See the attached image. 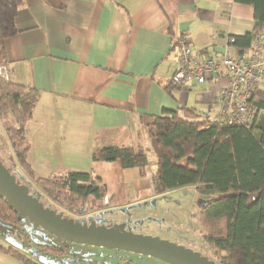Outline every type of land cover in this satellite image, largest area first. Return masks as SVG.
Segmentation results:
<instances>
[{"label": "crops", "instance_id": "1", "mask_svg": "<svg viewBox=\"0 0 264 264\" xmlns=\"http://www.w3.org/2000/svg\"><path fill=\"white\" fill-rule=\"evenodd\" d=\"M253 14L234 0H22L4 49L10 80L38 92L26 126L34 178L92 173L120 204L153 192L148 168L142 177L119 162L93 161L94 148L140 149L165 111L215 121L222 77L165 89L177 41L186 39L195 59L218 58L229 37L253 32ZM0 264L17 260L0 252Z\"/></svg>", "mask_w": 264, "mask_h": 264}, {"label": "trees", "instance_id": "2", "mask_svg": "<svg viewBox=\"0 0 264 264\" xmlns=\"http://www.w3.org/2000/svg\"><path fill=\"white\" fill-rule=\"evenodd\" d=\"M234 1L251 6L254 12L253 32L235 39L240 53L247 52L254 34L264 28V0ZM21 5L22 0H0V133L9 143L11 159L19 170L17 177L61 204L84 207L89 195L101 201L105 187L92 173L35 179L27 163L26 126L38 92L10 80L4 49L5 40L17 34L15 19ZM170 86L178 88L171 82L165 89ZM253 103L264 112V93H254ZM256 118L246 129L218 125L216 119L211 122L191 109L165 111L146 127L153 163L146 151L112 145L95 147L92 159L119 162L122 169H138L142 177L152 165V183L161 193L194 187L199 195L210 198L200 206L195 220L208 246L216 252L218 264H264V119L257 125ZM111 203L115 201L111 199ZM0 223L11 234L26 233L18 215L1 197ZM0 252L22 264H35L22 249L1 240Z\"/></svg>", "mask_w": 264, "mask_h": 264}, {"label": "rangeland", "instance_id": "3", "mask_svg": "<svg viewBox=\"0 0 264 264\" xmlns=\"http://www.w3.org/2000/svg\"><path fill=\"white\" fill-rule=\"evenodd\" d=\"M256 119L258 120L256 124L260 125L259 121L264 119V112H259ZM144 137L145 139H143V143L142 141L139 143L141 146L138 150L146 151L145 153L147 154L148 160L150 163H153L154 154L147 132L144 133ZM0 159L5 167L17 177V172H19V170L11 159L9 143L6 141L2 133H0ZM148 169L152 172L154 166L151 165ZM150 176H152L151 173ZM20 184L28 183L22 180ZM31 191L35 192L32 187ZM147 193L152 194L153 192L149 191ZM209 199L210 198L208 197L199 195L194 187H184L154 197L152 196L147 202L136 206V210H128L125 213H118L115 217L119 219L120 223H118V225L122 229H127L128 226H124L121 221L125 219L124 222H129V227L132 228L130 229V232L133 234L159 238L160 240H165L172 244H183L185 242V244H187L191 241L193 242V244H189L191 248L200 252L199 254L202 253V257L206 255L212 256L216 262V252L205 243V235L198 222L193 219V216L198 214L200 206L209 201ZM41 201L46 203L45 199H41ZM151 201H153V203ZM35 232L36 234H34L33 237L30 236L33 238L31 243H21V245L18 246V244H16L17 239L15 235L11 234V230L0 223L1 242L9 246L14 245L16 248L22 249L24 253L25 251L28 252L31 245L40 242L43 244L56 242L60 246H66L67 250H69V247L74 253L78 251V254H76L74 259L75 264H108L107 261H110L113 264H170L152 256L141 255L130 251L90 245H80L78 247L77 244L64 242L54 236L52 237L51 234L43 230H35ZM38 233H40V235ZM23 236H20L19 239L23 240ZM45 237L46 240H44ZM25 254L30 256L27 253ZM39 256L46 260V264H56L58 260L51 254L40 252ZM212 257H210V260H213ZM17 264L22 263L17 260Z\"/></svg>", "mask_w": 264, "mask_h": 264}, {"label": "water", "instance_id": "4", "mask_svg": "<svg viewBox=\"0 0 264 264\" xmlns=\"http://www.w3.org/2000/svg\"><path fill=\"white\" fill-rule=\"evenodd\" d=\"M22 180L24 179L21 176L16 178L11 175L0 161V197L4 198L8 207L18 215L24 231L31 237L34 235L31 230L39 228L65 242L130 251L152 256L170 264H214L198 253L185 249L184 246H176L168 241L150 236L119 232L117 226L107 229L102 219H100L98 227L92 217L89 224L85 220L63 219L60 214L51 211L49 205L44 206L39 201L40 196L30 192L29 186L19 184ZM4 226L8 228L6 225ZM38 234L40 235V233ZM16 244L20 246L17 241ZM28 252L32 253L33 250L30 249ZM39 262L46 264L43 257L39 258ZM70 264H74V262Z\"/></svg>", "mask_w": 264, "mask_h": 264}, {"label": "built area", "instance_id": "5", "mask_svg": "<svg viewBox=\"0 0 264 264\" xmlns=\"http://www.w3.org/2000/svg\"><path fill=\"white\" fill-rule=\"evenodd\" d=\"M228 46L214 59L198 60L186 39L177 41V67L171 82L177 86L204 83L222 77L224 85L217 94L216 124L250 128L259 110L253 103L254 93H264V28L254 34L247 52L233 55L235 39H227Z\"/></svg>", "mask_w": 264, "mask_h": 264}, {"label": "flooded vegetation", "instance_id": "6", "mask_svg": "<svg viewBox=\"0 0 264 264\" xmlns=\"http://www.w3.org/2000/svg\"><path fill=\"white\" fill-rule=\"evenodd\" d=\"M151 181H152V176H151ZM27 185H30L29 186L30 192L34 193V195L40 196L39 201L44 206L49 205L50 210L55 212V214H60L63 219L85 220L87 222V224H89V220L92 217L95 221L96 227L99 226V221H101L100 219H102L104 221V225L107 229L117 226V228L119 229V232H130V229H132V228L129 227V222H127V221L124 222L125 219H123L121 221V223H123L124 226H128L127 229H122L121 227H119L118 223H120V221L118 218L115 217V215H117L118 213H125L128 210L129 211L136 210L137 207H134V206H139L140 204L147 202L148 200H150V198L152 196L154 197V196H157L159 194H163L158 190V187H155L152 194H146L140 200H138L137 203H126V204H120L116 200V198H114L112 196L107 197L106 194H105V197L101 201L96 199L93 195H89V197H88L89 199L85 203V206L80 207V205L73 206L71 204H65V203L61 204L59 202H56L55 200H52L51 198H49L47 196L45 197V195L42 192H40L33 184L30 183ZM31 187L35 192L31 191ZM167 192H169V191H167ZM41 199H45L46 203L45 202L43 203L41 201ZM111 199L114 200L115 203H111ZM93 201H95V202H93ZM151 202L153 203V201H151ZM196 215L193 216V219H195ZM35 230H41V229L33 228L31 231L34 234H36ZM21 234H24V233L21 232ZM18 235H19V232H17V234L15 233L17 242L20 245H21V243H26V242L31 243V240H33V238H31L30 235H28L27 233L23 236V238H24L23 240H20ZM134 235H136V234H134ZM19 236H22V235H19ZM52 237H53V235H52ZM57 239H59V238H57ZM44 240H46V238H44ZM59 240L63 241L62 239H59ZM69 243H72V242H69ZM185 243H183L184 245L179 244V243H177L175 245L176 246H178V245L184 246L185 249H190L193 251V253H198V254L200 253L198 251H195V249H193L189 246V244H193V242L189 241L187 244H185ZM205 243L207 244L206 239H205ZM72 244H74V243H72ZM77 245L79 247L80 245H83V244H77ZM90 246H94V245H90ZM97 247H99V246H97ZM103 248H106V247H103ZM30 249L33 250L32 253L26 252V251L25 252L30 255L31 260L35 264H43V263L39 262L40 252L54 255V257L58 259L57 262H59L60 264H67V263L70 264L71 262H74V264H75L74 259L76 257V254H78V251L74 253L69 247H68L69 250H67L66 246L65 247L60 246L56 242H52V243L48 242V243H44V244L42 242H40L38 244L31 245ZM30 249H28V250H30ZM108 249H110V248H108ZM112 249H114V248H112ZM49 250H55V251H57V253H54L52 251L49 252ZM201 254H199V255L202 257ZM203 257L207 258L209 262H212L214 264H218V261L215 262V260L212 256L206 255ZM210 257H212L213 260H210ZM107 262H108V264H113L110 261H107Z\"/></svg>", "mask_w": 264, "mask_h": 264}]
</instances>
